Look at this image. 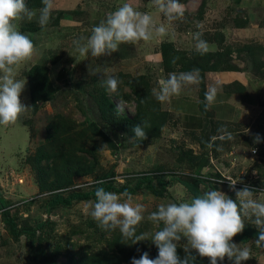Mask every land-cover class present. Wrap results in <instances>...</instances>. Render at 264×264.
I'll return each instance as SVG.
<instances>
[{
	"label": "rangeland",
	"instance_id": "1",
	"mask_svg": "<svg viewBox=\"0 0 264 264\" xmlns=\"http://www.w3.org/2000/svg\"><path fill=\"white\" fill-rule=\"evenodd\" d=\"M100 1L54 0L55 7L46 26L41 27L38 23L40 7L31 9L36 13L32 20L25 18L18 22L21 32L29 35L37 51L18 69L17 78L26 81L20 99L28 109L14 124L0 125V201L6 207L0 209V264H36L41 252L49 260H55V264H66L69 254H111L107 242L113 231L103 230L85 210L86 203L95 199L89 197L72 200L70 204H54L52 193L39 190L32 156L45 142L46 127L51 121L65 120L76 129L93 122L103 129L97 106L101 96L110 97L123 114L132 117L136 113V101L131 84L153 95L152 90L158 89L159 81L167 79L170 73L192 72L197 67L200 69V63L215 64L220 70H237L236 64L239 63L250 70L254 92L260 96L259 106L244 110L230 123L217 122L209 117L205 128L199 132L180 130L176 120L170 119L158 138L141 147L135 146L134 140L126 138L121 131L112 134V140L116 142L113 149L96 137V169L90 175L75 178L73 187L63 192V196L67 198L72 191L92 195L98 180L104 181L108 191H127L133 196V203H141L146 209L145 220L137 226L136 234L147 233L151 239L163 224L157 226L148 221L149 213L157 210L161 203L193 198L183 183L195 184L200 195L215 188L233 200L236 195L229 188V180L238 181L237 189L248 185L264 190V8L251 9L250 15H246L249 23L245 26L253 30L246 27L245 30H236L237 22L233 19L223 36L217 23L200 26L189 17L174 22L173 25L179 26L177 29L198 30L194 32L201 33V39L214 41L215 46L212 51H207L211 55L206 56L196 50V41H191L190 50L177 49L172 57L175 58L174 65L165 69L162 63H144L145 51L137 49L138 43L121 44L119 51L110 56L84 57L76 52L73 41L90 36L92 28L97 26L93 24V14L102 13L106 4L102 5ZM108 11H113V7L105 12ZM66 18L69 21L64 22ZM252 33L262 35V43L259 36L251 37ZM192 61L195 67L189 65ZM90 65L96 74H89ZM34 67L46 68L47 80L54 90L49 100L36 104L35 112L28 81V73ZM105 70L107 75L120 81L116 92H110L104 85ZM199 74L198 82H207L204 75L200 80ZM190 85L193 84L185 85L181 90ZM257 133L262 137L258 144L253 142ZM228 134H231L230 139ZM253 149H256L255 154ZM144 177L149 178L154 192L144 184L140 185ZM4 212L17 228L34 231V237L25 232L13 237ZM245 223L258 233L250 220L246 219ZM115 231L120 232L119 229ZM256 238L257 235L247 241L233 238V242L251 251L250 259L243 264H264V246L258 247ZM141 242L150 249L151 240ZM185 243L186 239H182L178 247L183 248ZM219 264L231 262L225 258Z\"/></svg>",
	"mask_w": 264,
	"mask_h": 264
},
{
	"label": "clouds",
	"instance_id": "2",
	"mask_svg": "<svg viewBox=\"0 0 264 264\" xmlns=\"http://www.w3.org/2000/svg\"><path fill=\"white\" fill-rule=\"evenodd\" d=\"M151 3L169 22L184 15L185 8L180 0H151ZM42 5L38 23L44 27L51 19L55 4L54 0H42ZM35 16L26 0H0V125L14 124L28 109L20 99L26 81L17 78L18 69L34 57L37 49L29 35L21 32L18 22L25 18L32 20ZM167 35V26L157 24L152 14L124 3L94 26L90 36H82L73 44L80 56L102 57L118 52L121 44H134L141 40L147 42ZM201 35L196 33L194 39L196 50L204 54L209 46ZM198 72L194 69L188 73H170L167 79L159 81V88H154L152 94L158 101L166 102L173 95H179L183 86L197 83ZM89 74H96L91 65ZM105 77L107 90L116 92L120 81L107 75V70ZM215 96V88L205 93L210 104ZM148 126L146 121L135 125L133 138L146 140L145 128ZM228 136L230 139L231 134ZM253 142H262L259 133L255 134ZM229 181L236 200L213 188L191 200L159 204L157 210L147 215V220L154 225L163 224L151 239H148L147 233L136 234L137 226L145 220L146 209L141 203H133V196L127 191L116 193L96 187L95 201L87 202L85 210L105 231L119 229L123 238L132 243L143 240L154 243L158 249L155 258H150L145 251L139 258L133 257L131 264H195L197 256L208 258L210 264H219L225 258L231 264H243L250 259L251 251L233 242V238L244 231L247 219L258 229L257 246H264V190L248 185L237 189L238 181ZM103 183V180L96 181L97 185ZM182 239H186L183 258L177 251Z\"/></svg>",
	"mask_w": 264,
	"mask_h": 264
},
{
	"label": "trees",
	"instance_id": "3",
	"mask_svg": "<svg viewBox=\"0 0 264 264\" xmlns=\"http://www.w3.org/2000/svg\"><path fill=\"white\" fill-rule=\"evenodd\" d=\"M26 3L30 9L35 7L41 8L43 6L42 0H26ZM176 51L177 49L172 43L161 44L160 53L162 54V66L165 69L174 65L175 58L172 57L175 56ZM206 54L211 55L208 52L204 53V55ZM193 61L189 63V65H193ZM216 66L215 64L203 65L200 63V69L198 67L196 68L201 71L199 72L200 74L198 73L200 75V80L203 78L204 73L220 70L217 69ZM193 67L195 66L193 65ZM28 81L33 102V111L35 112L36 104L39 101L45 102L49 100L54 90L47 80L46 68L44 67L32 68L28 73ZM197 84L199 86V108L205 116L209 117L207 114L208 105L205 98L206 92L204 83L202 81ZM130 87L134 89L136 101V113L132 117L123 114L117 106L112 103L110 97L101 96L97 101V106L99 119L104 127L103 129H101L99 125L97 127L93 122L82 124L80 126L81 129L72 127V123L65 120H53L47 125L45 142L36 149L31 162L32 167H35L40 192L52 193L54 195V204H70L72 200L87 199L89 197L95 199V190L92 192V195L72 191L67 195V198L63 196V192H67L73 187L75 178L90 175L96 169L98 165L96 148L98 145L96 144V137H100L99 142L107 144L111 149L116 147V142L112 140V134H116L118 131L123 132L126 138L133 139L134 145L137 147L146 146L150 141L159 137L161 129L165 126V123L170 120L169 114L165 111H161L159 101L154 95H151L149 91H141L138 87L134 88L133 84H131ZM105 89L106 88L103 89V93ZM142 121H146L149 125L145 128V132L147 133L146 140L133 138V127L142 123ZM106 130L109 131V133H107ZM143 184L151 192H154V190L150 188L149 178L144 177V181L140 185ZM183 185L193 197L200 195L196 190L195 184L191 185L186 182L183 183ZM96 187H104L107 191L109 189L104 184L96 185ZM4 208L6 207L0 201V209ZM3 215L13 237H18L21 232H25L30 237H34V231L31 232L30 230L17 228V225L8 218L6 212H4ZM115 232L116 231H113L111 233L112 238L107 242L111 254L106 252L103 253V256H96L95 254L87 256L81 253L69 254L66 256V264H131L133 257L139 258L145 251L149 253L150 258H155L157 256L158 249L154 243L150 242L151 246L149 249L148 246L141 241L132 243L130 240L129 242L128 239L123 238L120 232L119 234ZM255 235H257V232L245 226L244 231L235 237L238 240L247 241ZM177 251L183 258V248L178 247ZM36 264H55V260H49L45 253L41 252L36 260ZM195 264H210V262L208 258L197 256Z\"/></svg>",
	"mask_w": 264,
	"mask_h": 264
},
{
	"label": "crops",
	"instance_id": "4",
	"mask_svg": "<svg viewBox=\"0 0 264 264\" xmlns=\"http://www.w3.org/2000/svg\"><path fill=\"white\" fill-rule=\"evenodd\" d=\"M103 12L93 14V24L98 25L99 21L106 18L109 12L117 10L124 3L131 4L136 10L148 12L153 15L157 24L164 23L169 35L164 37H156L150 41H139L137 48L145 51L143 56L144 63L147 65H159L162 63V54L160 47L163 43H172L176 49L190 50L191 41L195 42L193 33H197L189 28L180 27L177 29L174 22L182 18H190V20L199 22V25L209 26L218 24L219 31L224 35L233 23V19L237 22L236 30H253L248 24L247 16L250 15L251 9L259 10L264 8V0H180L184 5L185 11L182 18L174 21H167L162 13H159L152 5L151 0H101ZM110 4V5H109ZM113 7V11L105 12L107 8ZM242 16L239 18V16ZM247 15V16H246ZM104 16V17H103ZM240 19V20H239ZM69 21L66 18L64 22ZM214 31V30H212ZM259 31V30H257ZM259 36L261 42L262 35L252 33ZM210 42V43H209ZM208 51H212L215 46L214 41H209ZM262 43V42H261ZM264 47V39L262 43ZM180 47V48H179ZM239 64V63H238ZM237 65V70H217L214 72L204 73L207 82H204L205 92L215 88L216 96L211 104L207 101L209 117L217 122L230 123L242 115L244 110H253L260 104V96L255 94L254 82L250 70L243 68V65ZM199 86L198 84L190 85L189 88L181 90L179 95H173L168 101L160 102L161 111L169 114L170 119L176 120L180 130L187 132H199L203 130L209 120L199 108Z\"/></svg>",
	"mask_w": 264,
	"mask_h": 264
},
{
	"label": "built area",
	"instance_id": "5",
	"mask_svg": "<svg viewBox=\"0 0 264 264\" xmlns=\"http://www.w3.org/2000/svg\"><path fill=\"white\" fill-rule=\"evenodd\" d=\"M256 152V151H255ZM255 152H253L255 154Z\"/></svg>",
	"mask_w": 264,
	"mask_h": 264
}]
</instances>
